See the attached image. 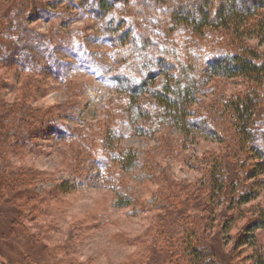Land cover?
Returning a JSON list of instances; mask_svg holds the SVG:
<instances>
[{"label": "rangeland", "instance_id": "374dc122", "mask_svg": "<svg viewBox=\"0 0 264 264\" xmlns=\"http://www.w3.org/2000/svg\"><path fill=\"white\" fill-rule=\"evenodd\" d=\"M122 4L115 1L117 13ZM130 11L148 25L147 10ZM89 14L70 0H0V27L10 31L0 39L16 50L2 49L11 56L0 62L1 100L24 102L32 125L42 128L29 147L17 142L13 127L0 140L10 187L3 183L0 232L16 219L9 234H0V258L12 256L15 264L176 263L184 258L187 224L196 233L191 241L222 242L219 264H252L248 243L236 241L264 209V174L246 182L258 193L246 204H231L229 188L212 202L208 188L209 162L235 147L233 114L223 104L244 93L248 82L215 76L193 105L221 142L199 131L185 137L159 120L153 131L139 132L144 121L124 111L126 93L112 80L123 69L119 46L103 34V21ZM173 34L171 50L190 53L197 71L208 61L202 57L225 50L219 32L199 37L182 25ZM48 122L60 125V136L51 134ZM127 152L135 160L124 168L119 155ZM228 161L230 171L241 172L236 160ZM231 216L225 230L224 218ZM254 234L264 255V227Z\"/></svg>", "mask_w": 264, "mask_h": 264}, {"label": "trees", "instance_id": "16d2710c", "mask_svg": "<svg viewBox=\"0 0 264 264\" xmlns=\"http://www.w3.org/2000/svg\"><path fill=\"white\" fill-rule=\"evenodd\" d=\"M70 1L84 5L89 15L101 19L103 34L112 45L119 46L118 61L123 69L118 70L112 80L118 90L126 93L128 102L124 111L144 121L145 124L138 127L139 132L153 131L155 122L159 120L177 127L185 137L199 131L221 142L222 137L203 118L194 114L193 105L197 103L201 88L213 77L245 78L243 80L248 82L245 92L227 98L223 104L225 110L233 114L234 120L230 124L235 127L232 134L235 147L222 158L215 157L209 162L208 188L212 202H219L226 188L230 189L232 195L231 204L242 205L254 200L257 190L246 182L264 174V0H121L123 4L118 13L117 0ZM164 3L169 4L168 10ZM131 7L137 11H148V25L138 20L135 13L130 11ZM150 21L154 22L155 27ZM182 25L189 34L199 37H204L206 31L219 32L223 38L220 44L225 50L212 57H202L208 61L197 71L196 58L187 52H175L170 47L173 33ZM9 33L0 27V34L7 37ZM5 45L0 39V62L4 64L11 56L9 53L16 51L14 47L6 48ZM4 47L6 51H11L3 53ZM15 48L20 52L21 47ZM201 48L197 47L194 51L200 55ZM0 84V89L6 87L4 83ZM144 99L151 102L141 105ZM24 104L22 101L2 102L0 95V107L4 111L0 110V140L14 128L17 142L29 147L30 137L42 132V128L32 125L29 107ZM37 123L40 125L42 121L38 120ZM47 124L53 136L61 135L59 124ZM119 156L122 167L133 165L135 157L131 152ZM226 157L236 160L234 169L241 171L238 172L243 175L242 179L239 173L228 169ZM1 165L0 195L3 193V183L10 188L6 185L5 171ZM228 176L229 183H226ZM259 182L264 184V178ZM236 190H239L238 193ZM17 212L15 210L14 213L17 215ZM10 219V225L1 229V235L9 234V229L14 227L16 219ZM224 219V229L229 230L233 217ZM185 226L184 234L189 239L183 242L184 258L170 264H219L216 257L222 253V242L214 238L210 244L195 243L191 241L196 235L195 230L187 224ZM263 227L264 209H261L237 237V244L248 243L251 253L247 258L252 264H264V255L261 249L256 248L254 234L255 230ZM0 264H15V261L9 256L6 260L0 258Z\"/></svg>", "mask_w": 264, "mask_h": 264}]
</instances>
